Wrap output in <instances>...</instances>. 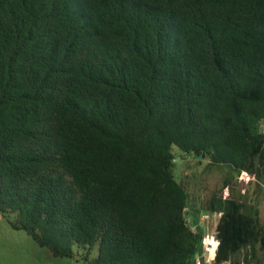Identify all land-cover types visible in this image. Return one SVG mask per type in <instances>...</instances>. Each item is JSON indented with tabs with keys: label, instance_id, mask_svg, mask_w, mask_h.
<instances>
[{
	"label": "trees",
	"instance_id": "trees-1",
	"mask_svg": "<svg viewBox=\"0 0 264 264\" xmlns=\"http://www.w3.org/2000/svg\"><path fill=\"white\" fill-rule=\"evenodd\" d=\"M263 121L264 0H0V214L54 258L196 264L176 149L224 171L213 262L263 264Z\"/></svg>",
	"mask_w": 264,
	"mask_h": 264
},
{
	"label": "rangeland",
	"instance_id": "rangeland-1",
	"mask_svg": "<svg viewBox=\"0 0 264 264\" xmlns=\"http://www.w3.org/2000/svg\"><path fill=\"white\" fill-rule=\"evenodd\" d=\"M175 162V176L187 190L189 207L198 210V216L207 214L204 210L206 201L212 194L218 193L222 185L224 171L221 168L207 167L208 161L196 157H181L178 151ZM245 180L237 186V192L246 196V199L255 203L260 210V217L264 220V182L257 183L255 179L242 176ZM239 181V178H238ZM217 218L204 222L201 226L202 237L214 235V226ZM210 246H204L196 256V264H215L214 254ZM215 253V252H214ZM264 264V251L262 253ZM0 264H88L81 260L79 255L73 258H54L46 248H40L31 237L23 231L12 230L7 221L0 214Z\"/></svg>",
	"mask_w": 264,
	"mask_h": 264
},
{
	"label": "built area",
	"instance_id": "built-area-1",
	"mask_svg": "<svg viewBox=\"0 0 264 264\" xmlns=\"http://www.w3.org/2000/svg\"><path fill=\"white\" fill-rule=\"evenodd\" d=\"M260 132L264 134V121L261 123V126H260ZM246 174V173H242L240 176H239V183L242 184L243 181L245 182L246 179H244L242 176ZM248 178L250 179H254L253 176H250L248 175ZM221 213H218V212H215L213 214H204L200 217V220H199V225L202 226V224L204 222H208V220H212L213 218H218L220 217ZM187 221L190 222V219L187 218ZM216 224V223H215ZM195 227H192V230H194ZM202 243L204 244V246H210L211 249L215 250L216 247H217V240L215 239L214 235H211V237L209 235H206L205 237H202ZM215 252V251H214ZM213 252V254H214Z\"/></svg>",
	"mask_w": 264,
	"mask_h": 264
},
{
	"label": "bare ground",
	"instance_id": "bare-ground-1",
	"mask_svg": "<svg viewBox=\"0 0 264 264\" xmlns=\"http://www.w3.org/2000/svg\"><path fill=\"white\" fill-rule=\"evenodd\" d=\"M211 250V253H213L215 250H213V249H210Z\"/></svg>",
	"mask_w": 264,
	"mask_h": 264
}]
</instances>
